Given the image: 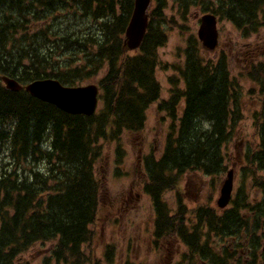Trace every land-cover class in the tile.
I'll use <instances>...</instances> for the list:
<instances>
[{
  "label": "trees",
  "instance_id": "obj_1",
  "mask_svg": "<svg viewBox=\"0 0 264 264\" xmlns=\"http://www.w3.org/2000/svg\"><path fill=\"white\" fill-rule=\"evenodd\" d=\"M164 2L157 0L152 9L140 49L129 52L124 36L134 0H0V151L6 162L0 168V264H16L36 244L51 241L55 247L42 264L88 263L83 246L92 240L91 227L104 199L95 170L98 143L141 132L147 110L161 98L155 71L158 49L168 40ZM175 2L183 20L193 7L202 8L247 38L264 27V0ZM63 7L77 10L74 16L82 10L93 18L91 32L52 39L46 26L31 33L30 21L39 23ZM64 48L84 53L83 61H58L57 51ZM187 54L178 69L184 88L172 78L170 96L158 106L172 121L163 153L144 162L143 189L155 209V244L166 248L168 263L177 255L176 264H259L264 242V60L251 57L243 69L260 109L254 116L256 143L246 150L241 167L243 185L249 180L262 199L252 202L242 187L225 211L210 204L189 209L178 192L173 212L164 193L181 190L184 176L218 177L227 171L226 150L243 118L244 92L226 61L206 60L196 42ZM103 69L107 73L99 86L104 105L92 117L67 114L25 91L11 92L2 82L4 76L21 85L56 79L75 87L96 79ZM174 242L186 250L175 253Z\"/></svg>",
  "mask_w": 264,
  "mask_h": 264
},
{
  "label": "rangeland",
  "instance_id": "obj_2",
  "mask_svg": "<svg viewBox=\"0 0 264 264\" xmlns=\"http://www.w3.org/2000/svg\"><path fill=\"white\" fill-rule=\"evenodd\" d=\"M164 3L167 8L164 10L163 29L168 40L165 46L158 49V66L155 71L156 79L161 86V98L147 110L146 124L141 132L136 134L124 132L118 140L103 139L98 143L101 156L97 160L95 170L96 177L104 189L102 193L104 199L99 207L97 220L91 227L92 240L83 246L88 258L87 264H176L179 261L177 255H172L168 263L165 261L166 248L161 242H158L159 248L153 244L157 240L154 227L155 209L151 198L143 189L147 181L144 162L146 157L153 156L158 159L163 153L172 121L166 112H158V106L161 101L169 98L172 78L179 79L180 88H184L178 69L184 67L187 53L195 42L201 56L206 60L214 64L221 60L226 61L231 76L239 80L244 92L243 118L226 150L227 171L232 169L235 171L233 197L242 187H246L252 202L256 199L260 201L263 197L253 189L249 180L243 185L244 176L241 167L246 150L256 143L254 116L260 109L259 96H251L253 85L245 78L243 69L248 65L251 57L264 60V27L257 34L247 38L231 22L219 20V47L216 51L209 52L198 39L201 17L204 15L202 8L193 7L188 19L183 20L175 0H165ZM156 6L157 0H153L151 10ZM75 11L63 7L59 12L49 14L48 17L43 16L39 23L36 20L30 21L28 26L33 28L31 33L41 29L40 27L49 26L52 29L50 32L52 39H60V36L72 31L91 32L89 28L96 21L84 16L82 10H78L77 15L74 16ZM83 58L84 53L74 48H64L56 54V59L61 63L72 61L73 65H79ZM106 73L107 69H103L96 79L82 85H99ZM103 105L101 100L97 113H101ZM4 160L5 153L0 151V168L6 163L3 162ZM227 171L218 177L206 176L202 173L188 174L182 178L181 190L165 192L164 200L172 211L176 212L177 194L180 192L181 197L184 196V204L189 209L208 204L218 209L216 202L220 197V189L227 177ZM212 242L218 247L219 241L215 239ZM55 244V241L36 244L27 253L21 255L16 264H42L51 254ZM174 245H177L178 251L175 252L177 254L186 250L178 243L174 242ZM244 247L246 244H243ZM260 258L261 264H264V242L260 249ZM245 261L248 263L249 259L245 258Z\"/></svg>",
  "mask_w": 264,
  "mask_h": 264
},
{
  "label": "water",
  "instance_id": "obj_3",
  "mask_svg": "<svg viewBox=\"0 0 264 264\" xmlns=\"http://www.w3.org/2000/svg\"><path fill=\"white\" fill-rule=\"evenodd\" d=\"M152 0H134V9L125 31L124 45L128 51H137L141 47L149 26V10ZM198 39L203 47L209 51H215L219 45L218 20L213 14L201 17L198 30ZM6 88L11 92L25 90L32 97L51 105L59 110L70 114L92 117L99 104V87L94 84L67 87L58 80H37L26 86H22L15 79L2 77ZM234 169L227 172L221 189L220 197L216 202L220 210L226 209L233 197L234 192Z\"/></svg>",
  "mask_w": 264,
  "mask_h": 264
},
{
  "label": "flooded vegetation",
  "instance_id": "obj_4",
  "mask_svg": "<svg viewBox=\"0 0 264 264\" xmlns=\"http://www.w3.org/2000/svg\"><path fill=\"white\" fill-rule=\"evenodd\" d=\"M264 260V259H263ZM259 264H261V262H259Z\"/></svg>",
  "mask_w": 264,
  "mask_h": 264
}]
</instances>
